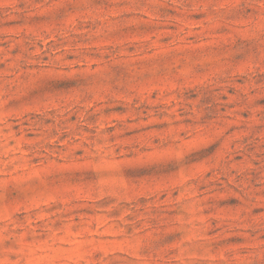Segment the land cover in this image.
Returning <instances> with one entry per match:
<instances>
[{
	"label": "rangeland",
	"instance_id": "374dc122",
	"mask_svg": "<svg viewBox=\"0 0 264 264\" xmlns=\"http://www.w3.org/2000/svg\"><path fill=\"white\" fill-rule=\"evenodd\" d=\"M0 264H264V0H0Z\"/></svg>",
	"mask_w": 264,
	"mask_h": 264
}]
</instances>
